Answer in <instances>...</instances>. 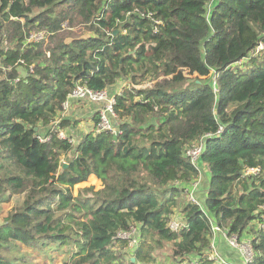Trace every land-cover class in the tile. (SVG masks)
<instances>
[{
	"label": "trees",
	"instance_id": "obj_1",
	"mask_svg": "<svg viewBox=\"0 0 264 264\" xmlns=\"http://www.w3.org/2000/svg\"><path fill=\"white\" fill-rule=\"evenodd\" d=\"M120 81L117 132L59 137L77 85ZM201 140L199 206L177 185L201 177L185 156ZM92 175L102 187L75 194ZM178 209L188 228L172 232ZM0 212V264H148L167 247L228 264L210 258L214 226L264 264V0H0ZM131 226L128 252L115 236Z\"/></svg>",
	"mask_w": 264,
	"mask_h": 264
},
{
	"label": "built area",
	"instance_id": "obj_2",
	"mask_svg": "<svg viewBox=\"0 0 264 264\" xmlns=\"http://www.w3.org/2000/svg\"><path fill=\"white\" fill-rule=\"evenodd\" d=\"M45 38V33L44 32H38L35 35L32 36V39L35 40H41ZM261 48L263 47L262 45L260 46ZM74 98H87L93 101H98V102H103V106L101 110H99V115H100V122L96 125L98 131L102 130H111L112 132H117L116 127L114 126V122L117 119V113L115 111V105H116V94H109L108 90H104L102 92H97L93 91L89 88H87L84 85H77V87L73 90V92L69 95L68 100L64 103V110L65 112L68 111L70 105L73 103ZM222 131V128H220L219 133ZM59 137L60 138H67V135L63 132V130L59 129ZM47 140L46 137H42L41 141L45 142ZM72 141V140H71ZM204 151V141L201 140L198 143L192 144L185 150V156L190 159V161L196 165L201 172H203L202 166L200 164V157ZM249 171L255 172V169H250ZM200 181L201 177L193 181L191 184L187 185V187L182 186L181 184H178L177 186H180L185 193L187 194V197L191 203L197 204V205H202L201 200L199 199L198 196V190L200 187ZM263 222L260 224L262 228H264V216H263ZM168 227L172 232H180V230L184 228H188L187 222L183 220L181 217H176V215H173L170 217L168 221ZM221 229L214 226L213 227V232H214V237L217 232H220ZM115 239H124L128 242V249L130 251H134L135 248H137L140 244L141 236H140V227L138 226H131V228L127 231L119 232L116 236ZM239 239V237H238ZM240 240V239H239ZM234 241V238H230V242L233 245V247H236L239 249L241 246L237 245ZM249 242V255L247 256L242 252L243 259L248 262L252 261L254 257V251L251 245V240L248 239ZM244 248V247H241ZM212 252L210 254V258L212 259H217L219 261H225L224 258H222L216 251V246L215 243L212 241L211 245ZM244 249V250H245ZM241 250V249H240ZM242 251V250H241ZM252 251V253H251ZM214 252V253H213ZM194 262V261H193ZM191 262V264H193ZM228 262V261H227ZM230 264V263H228Z\"/></svg>",
	"mask_w": 264,
	"mask_h": 264
},
{
	"label": "rangeland",
	"instance_id": "obj_3",
	"mask_svg": "<svg viewBox=\"0 0 264 264\" xmlns=\"http://www.w3.org/2000/svg\"><path fill=\"white\" fill-rule=\"evenodd\" d=\"M77 30H82V29L76 27L74 29V32H77ZM63 31H68V30H66V28H64ZM36 33H38V32H34L33 35H35ZM149 83H147V84H149ZM126 86H128V82H121L120 81V83L115 85V88H118V91H121V89H123V87H126ZM131 86H133V85L131 84ZM140 86L141 85H137V87H140ZM109 94L111 95V92H109ZM73 102H74V104L72 103L70 105L68 111L65 112L66 117H70L72 119L71 120V125L69 127L65 128V129H63V132L66 135L67 134L70 135L73 138L72 142L76 143L80 139V136H83L87 132H91V131L96 130V125L89 124V120L92 119V118L84 116V112H85L86 108H88L90 106H93V103L98 102V101H93V100H90V99H87V98H74ZM99 103H103V102H99ZM102 106H101V108H102ZM235 106H236V103L232 104L230 106L229 110H232ZM101 108L99 110H101ZM72 121H73V123H72ZM45 130L47 131L48 129L46 128ZM60 130H62V129H60ZM46 131L44 132V130H43V132H44L43 134H45ZM92 185L95 186L96 190H98V189H100L102 187V182L99 179L94 178V176H93V177L89 178V180L87 182H84V183L76 185L75 189H74V193L77 194L78 188H83V187L92 186ZM178 200H185L186 201V200H188V198H187L185 193H181V194H179V199ZM10 205H11L10 203L4 204V212H7V211L10 210ZM176 211L178 213V214H176V217H178V216L180 217L181 216V218H182L181 211L179 209L176 210ZM0 219H1V212H0ZM219 234H221V236H222L221 237V241H222L221 247H217L218 246V241H217V239L214 236L212 238V241H213V243H215L217 253L222 258H226V257L229 258L231 256V254H234V253L242 254V252L244 254H246L247 256L249 255V251H250V248L248 246L249 242H247L248 240H246V238H243L242 240H239L238 239V235L235 234V235L229 236L223 230H221ZM231 237H233L234 240H236L234 242L237 245H240L241 247H244V248L240 247L239 249H237L236 247H233V245L230 242V238ZM245 247L249 251L247 249H245ZM218 248H219V250H218ZM127 251H129L128 247H127ZM170 252H171L170 247H167V248H165L163 250L156 251V256H157L156 259L153 262H150L148 264H176V262L172 259L171 255H170ZM251 253H252V251H251ZM128 260H130V254H127L125 256L124 263L128 264L129 263ZM135 261H136V259L134 260V262ZM42 263L43 264H51L49 262V260H48V262L47 261H42ZM186 263H188V262H186ZM54 264H63V263L60 261V258H57V260L55 261ZM138 264H140V263H138Z\"/></svg>",
	"mask_w": 264,
	"mask_h": 264
},
{
	"label": "crops",
	"instance_id": "obj_4",
	"mask_svg": "<svg viewBox=\"0 0 264 264\" xmlns=\"http://www.w3.org/2000/svg\"><path fill=\"white\" fill-rule=\"evenodd\" d=\"M110 92H111V94L120 93V91H118V88H115V86H113L110 89ZM101 104L103 105V103L95 102V103H93V106H90V107H88V108L85 109L84 116H87L89 118H92V119L89 120V124H92V125L94 124L95 125V123L93 121V116H94V114L96 112L99 111V109L102 106ZM45 131L46 130H44V132ZM80 138H81V136H80ZM202 169H203V172H201V181H200V187H199V190H198L199 191L198 192V196L204 201L205 200V197H206L205 194H206V192L208 190V187H209L208 186V183H209V178H210V171L206 167H203V166H202ZM93 176H94V178L98 179L95 175H92L91 177H93ZM219 233L220 232H218L217 234H215V238L218 241V246L217 247H221V245H222V241H221V237L222 236ZM218 250H219V248H218ZM128 252H130V251H128ZM225 259L228 262H230L231 264H244L245 263L242 254H239V253L231 254V256L229 258L226 257Z\"/></svg>",
	"mask_w": 264,
	"mask_h": 264
},
{
	"label": "water",
	"instance_id": "obj_5",
	"mask_svg": "<svg viewBox=\"0 0 264 264\" xmlns=\"http://www.w3.org/2000/svg\"><path fill=\"white\" fill-rule=\"evenodd\" d=\"M119 30H115V33H118ZM36 130H38V128H36ZM67 166V164H65V167ZM132 260L134 261L135 258L133 257Z\"/></svg>",
	"mask_w": 264,
	"mask_h": 264
}]
</instances>
